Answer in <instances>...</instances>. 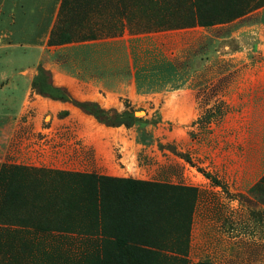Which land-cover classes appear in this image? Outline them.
Listing matches in <instances>:
<instances>
[{
  "label": "rangeland",
  "instance_id": "1",
  "mask_svg": "<svg viewBox=\"0 0 264 264\" xmlns=\"http://www.w3.org/2000/svg\"><path fill=\"white\" fill-rule=\"evenodd\" d=\"M155 1L82 22L62 0L38 62L0 47V264H264V167H247L264 142V0H206L221 19L177 29ZM244 48L248 64L221 57ZM95 77L108 90L82 87Z\"/></svg>",
  "mask_w": 264,
  "mask_h": 264
},
{
  "label": "crops",
  "instance_id": "2",
  "mask_svg": "<svg viewBox=\"0 0 264 264\" xmlns=\"http://www.w3.org/2000/svg\"><path fill=\"white\" fill-rule=\"evenodd\" d=\"M61 2L62 0H1L0 47L8 48L10 51L9 55H12V53L15 51V45H18L19 43H27L29 47L26 52L28 62H38L42 58V55L46 49L49 35V32L47 33V31L53 27L57 19ZM97 33H99V31H96L95 34L97 37L95 39L99 38ZM252 40L255 42V46H252V50H255V53H258L260 58L264 61V37L260 36L258 33L257 38H252ZM98 42L99 40H93L92 43L99 44ZM5 44H7L6 47ZM206 51L208 53V50ZM248 51L249 49L244 48L243 51H238L224 56L221 55V57L233 58L234 62L237 63L238 66H242L248 64L250 61L251 54H249ZM215 53L217 54L221 52ZM210 54H212L211 51H209V55ZM7 72L8 71H4V69H0V76H4L3 74L7 75ZM100 81L101 80H99L98 77H95L91 80H88L87 82L82 81L81 84L83 88L87 86V89L89 90H108L100 83ZM134 81L131 86L127 87V94L129 96H132L133 94L137 95L139 93L136 83V73H134ZM258 85L259 86L252 90V92L259 90V95L258 97H255L253 94L251 96L252 100H255V98L258 99L260 97L264 98V81H261L258 83ZM177 93L178 96L185 94L189 97V102L195 104V91L189 88L187 84H183V86L177 90ZM251 138L255 140L254 136H251ZM256 141L257 142L253 141L250 145L254 150V157L252 156V158H254V162H248L249 164L246 163L247 167H264V142L259 140ZM256 163H259V165ZM250 173L251 174L248 173V177H254V179L257 178L256 172L252 171ZM262 175L263 174H261L260 177Z\"/></svg>",
  "mask_w": 264,
  "mask_h": 264
},
{
  "label": "trees",
  "instance_id": "3",
  "mask_svg": "<svg viewBox=\"0 0 264 264\" xmlns=\"http://www.w3.org/2000/svg\"><path fill=\"white\" fill-rule=\"evenodd\" d=\"M127 0H114V5H116L120 17L124 18L125 14L127 12ZM132 1V0H130ZM148 3L156 7V3H154L155 0H147ZM163 1L162 7L159 5L161 4L160 2ZM156 2V1H155ZM173 0H158V6L157 7V20H160L163 23H168V19H166L167 14L173 13L176 16L173 18L175 23L171 22L169 23L168 27L162 26L161 25L159 28L164 29H173V28H188V27H193L196 25L203 26V27H211L215 25V22L221 18L215 14H211L206 12H202V8L200 5L204 4L206 0H177L175 6L173 7L172 3ZM98 3V4H97ZM100 4H105V6H109L112 8V3H110V0H64L62 7H61V15L65 17L67 16H77L80 17L82 22L87 20L88 17H90L94 12L97 13V7H99ZM98 6H97V5ZM96 5V7H95ZM181 8L180 14L176 13L173 8ZM234 17H237V14L234 16L227 17L226 19L230 20ZM217 19V20H216ZM165 21V22H164ZM97 36L96 34L92 31L89 36H87V39H95ZM58 40L61 43H68L72 41L71 36L67 33H62L58 36ZM207 120V119H206ZM206 120H201L200 123H204ZM9 169V168H8ZM7 168H3L0 173V177L3 176L4 172L8 171ZM0 186H2V182L0 180Z\"/></svg>",
  "mask_w": 264,
  "mask_h": 264
}]
</instances>
